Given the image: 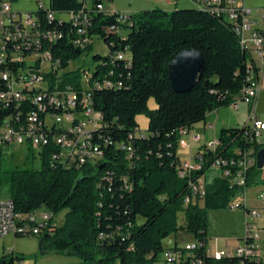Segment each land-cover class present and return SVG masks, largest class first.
I'll use <instances>...</instances> for the list:
<instances>
[{"label":"trees","instance_id":"16d2710c","mask_svg":"<svg viewBox=\"0 0 264 264\" xmlns=\"http://www.w3.org/2000/svg\"><path fill=\"white\" fill-rule=\"evenodd\" d=\"M110 1L89 0L88 5L87 0H49V10L56 14L86 10L90 25L85 40L97 37L108 49L104 56H92L97 67L94 80L99 79L98 72L101 79L122 84L93 88V74L89 80L94 108L102 114L99 133L109 139L108 145H102V169H98L100 165L93 174H87L84 169L71 171L43 161L38 169L5 170L0 153V192L6 194L17 213L51 212L53 220L33 236L44 254L77 258L81 264H152L164 251L162 241L181 231L192 234L194 242L201 245L192 256L200 264H264L237 256L214 262L203 249L207 212L229 209L231 199L243 192V188L229 185L231 177L208 180L209 167L220 158L237 159L236 151L251 147L244 139V126L220 130L216 148H199L204 152L202 169L194 177H205L202 206L184 205L190 194L188 182L178 178L180 133H190L211 113L236 106L246 85V56L234 25L223 15L197 6L140 10L122 24L117 22V13L103 11ZM37 19L40 33H49L51 27L63 32L62 39L52 42L53 53L63 64L91 51V41L80 50L77 41L65 36L71 24L53 22L47 26ZM184 50L200 52L204 64L198 84L187 93L177 94L168 79V66ZM120 52L127 53L128 66L117 58ZM150 99L156 105L153 110L148 108ZM139 115L148 120L144 138L135 135L140 131L136 122ZM130 134L133 152L127 159L118 144ZM252 146L256 152L264 149L263 143ZM24 152L34 158L31 151ZM257 173L255 167L250 170L248 187H264V178L259 179ZM256 199L264 202V193H257ZM256 207L264 208V204ZM246 209L259 213L251 202H246ZM62 211L63 223L57 226L54 219ZM180 213L184 215L182 225L178 222ZM24 260L23 255L9 253L0 258V264Z\"/></svg>","mask_w":264,"mask_h":264},{"label":"built area","instance_id":"2783aa9c","mask_svg":"<svg viewBox=\"0 0 264 264\" xmlns=\"http://www.w3.org/2000/svg\"><path fill=\"white\" fill-rule=\"evenodd\" d=\"M201 9L218 10L235 27L239 44L246 56V85L237 98L238 103L249 107V122L244 124V139L249 147L244 152L236 151L237 159H217L209 170H215L220 176L231 177V187L243 188L229 203V209H240L244 215L245 235L239 241L241 245L231 250H221L218 241H214V250L208 242L203 245L205 255L214 262L237 256L264 261V248L259 244L258 222L264 219V208L259 209V216H252V209H246V202H251L247 186L249 172L256 168V155L252 144L264 138V121L256 117L255 106L264 82V8L253 10L245 5V0H193ZM117 13V22L126 23L130 14ZM132 14V13H131ZM57 15L37 4L34 12L20 13L11 8L9 0H0V153L8 150H28L33 153L39 165L46 161L51 166L66 170H87L93 174L103 161L102 145H108L99 133V116L102 114L94 108L91 94H86L82 82L86 74H94L82 66L75 65V60L63 64L60 57L53 53L52 42H58L64 34L57 28H50V44L38 42L37 32L33 31V18H40V23L51 25L53 22L71 24V31L66 33L69 41H77L78 49L84 50L91 40H85L89 23L86 10L65 14L68 20L57 19ZM259 15V17H257ZM57 52V51H56ZM82 57V56H80ZM79 57V58H80ZM119 60L129 65L127 53L117 54ZM113 72L109 73L111 76ZM93 81V88L98 85L122 86L107 78ZM237 106V105H236ZM234 106V107H236ZM88 111H97L98 124H91ZM212 127V125H210ZM74 129V137H57V129ZM191 133V132H190ZM190 133L181 132V136L190 137ZM135 135L144 138L146 133L139 131ZM98 139V141H97ZM133 135L118 144V149L127 159L131 158ZM196 142L200 137H194ZM264 144V142H261ZM218 146L215 139L206 145L213 149ZM202 150L197 151L192 165L180 162L178 178L188 182L189 195L184 205L198 204L205 194V177H194L202 169ZM264 178V176H263ZM258 193H264L260 189ZM238 201H235V199ZM51 212L37 211L32 214H21L14 210L9 199H0V241L12 235L33 237L41 228L52 221ZM103 236L100 235V238ZM201 248L196 242L181 247L174 244L164 249L161 256L152 264H200L192 258L194 251ZM13 253V252H9ZM19 261L17 263H20Z\"/></svg>","mask_w":264,"mask_h":264},{"label":"rangeland","instance_id":"374dc122","mask_svg":"<svg viewBox=\"0 0 264 264\" xmlns=\"http://www.w3.org/2000/svg\"><path fill=\"white\" fill-rule=\"evenodd\" d=\"M183 2L178 4V9H192L196 8V4L192 0H182ZM11 3V8L15 12L27 13L34 12L37 8V4L41 3L45 8L49 7V0H9ZM122 3L127 2L126 0H121ZM106 2L104 5H108ZM89 5V0H87ZM245 4L248 8L253 10H263L264 0H245ZM104 7V6H103ZM146 10V9H142ZM259 17V15H257ZM57 19L68 20V16L65 14L57 15ZM108 52L107 47L103 41L97 37H93L91 40V51L84 52L82 57L75 60V65L87 68L91 73L95 66V62L92 60V56L100 55L104 56ZM82 88L84 91L90 89L89 84L85 81L82 82ZM148 108L153 110L156 108L153 99L148 102ZM256 117L264 120V90L262 91L258 104L255 106ZM249 122V107L245 103H238L236 107L231 106L223 108L218 112L211 113L207 115L205 122L199 123L194 126L190 133V137L181 136L177 144V156L181 163H187L192 165L194 162V157L199 148H203L210 141L215 140L220 130L222 129H235L241 128L246 122ZM138 129L141 132L146 133L148 120L145 115H139L136 118ZM210 124H214L215 129L210 128ZM205 125V127H204ZM203 128L205 130H203ZM199 136L200 141L196 142L194 137ZM215 137V139H213ZM264 142V138L259 139V143ZM2 164L5 170H12L15 168L25 169V168H35L40 167L39 163L35 161L31 155L24 152V150H8L1 154ZM218 171L210 169L208 171L207 179L211 180L213 177H218ZM258 178L264 176V169L258 170ZM222 179H224L221 176ZM225 180V179H224ZM264 190V187H250L248 190V196L252 204H259L261 202L256 199V194ZM6 194L2 191L0 192V199H6ZM239 198L235 199L238 201ZM202 202H199V206H202ZM44 209H40L43 211ZM65 211H62L55 219L54 222L57 226L63 223ZM179 225L184 224V215L182 213L178 214ZM258 236L260 238L259 244L264 248V219L258 222ZM245 235L244 227V215L240 209L235 210H220V211H209L207 212V229L206 238L209 246L214 250V241H218V247L221 250L235 249L237 246L241 245L242 242L239 241ZM194 237L190 233L177 232L171 234L166 239L162 241V246L164 249L172 247L174 244L178 246H185L186 244H191L194 242ZM15 254H20L25 257L24 264H81L82 262L73 257L63 256L61 254H56L54 252H49L47 254L41 253L38 246L37 237H21L16 238L15 236H8L0 241V258L9 254V252Z\"/></svg>","mask_w":264,"mask_h":264},{"label":"water","instance_id":"95a60500","mask_svg":"<svg viewBox=\"0 0 264 264\" xmlns=\"http://www.w3.org/2000/svg\"><path fill=\"white\" fill-rule=\"evenodd\" d=\"M204 60L196 50H184L178 53L168 66V79L172 90L177 94L191 91L200 80ZM264 165V149L256 155V169ZM101 165L98 169H102ZM240 240V239H239Z\"/></svg>","mask_w":264,"mask_h":264},{"label":"crops","instance_id":"0c3cea01","mask_svg":"<svg viewBox=\"0 0 264 264\" xmlns=\"http://www.w3.org/2000/svg\"><path fill=\"white\" fill-rule=\"evenodd\" d=\"M126 1L127 2L122 3L121 0H111L108 3V5H104V7L102 9L105 12H121V13H126V14L135 13V12L140 11L142 9H153V8H159V9H162L165 11H172V10L178 9V7H179L178 4L183 2L182 0H126ZM262 88L263 89L261 90V93L264 90V82L262 83ZM261 93H260V95H261ZM259 98H260V96H259ZM259 98H258L256 104H258ZM262 121H264V120H262ZM204 127H205V125H204ZM210 128H212V130H214L215 129L214 124H212V127H210ZM203 130H205V129L203 128ZM213 139H215V137Z\"/></svg>","mask_w":264,"mask_h":264},{"label":"bare ground","instance_id":"6f19581e","mask_svg":"<svg viewBox=\"0 0 264 264\" xmlns=\"http://www.w3.org/2000/svg\"><path fill=\"white\" fill-rule=\"evenodd\" d=\"M99 9H101L99 7ZM205 10V9H204ZM209 10V9H206ZM213 13H219L218 10H211ZM38 19L37 18H33V31L37 32V37H38V42H41V44H46V43H50V34H42L38 31ZM78 44V42H76ZM92 74H86V77H84L85 81L89 84V80L91 78ZM90 90L84 91L86 92V94H90L89 93ZM242 94V91L240 92V95ZM88 120H90L91 124H98V113L96 111H88ZM101 120V116H99V123ZM57 137H61V138H70V137H74V129H70V128H61V129H57ZM262 169H264V165L262 166ZM261 169V170H262ZM252 216H259L258 212H254L252 213ZM20 264H24V263H20Z\"/></svg>","mask_w":264,"mask_h":264}]
</instances>
